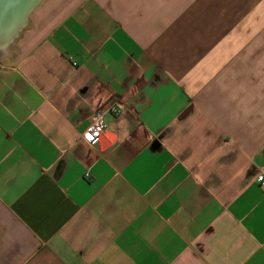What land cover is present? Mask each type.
<instances>
[{
  "label": "crops",
  "instance_id": "obj_1",
  "mask_svg": "<svg viewBox=\"0 0 264 264\" xmlns=\"http://www.w3.org/2000/svg\"><path fill=\"white\" fill-rule=\"evenodd\" d=\"M0 264H264V0L37 5L0 60Z\"/></svg>",
  "mask_w": 264,
  "mask_h": 264
},
{
  "label": "water",
  "instance_id": "obj_2",
  "mask_svg": "<svg viewBox=\"0 0 264 264\" xmlns=\"http://www.w3.org/2000/svg\"><path fill=\"white\" fill-rule=\"evenodd\" d=\"M43 0H0V59L11 55L12 47L28 24L33 9Z\"/></svg>",
  "mask_w": 264,
  "mask_h": 264
},
{
  "label": "built area",
  "instance_id": "obj_3",
  "mask_svg": "<svg viewBox=\"0 0 264 264\" xmlns=\"http://www.w3.org/2000/svg\"><path fill=\"white\" fill-rule=\"evenodd\" d=\"M120 108L113 104L106 112L104 111H95L91 115V122L88 127L82 132V139L87 142L90 146H96L99 142V136L103 130V116L105 113L117 116L120 113ZM86 177L87 174H84ZM262 182V177H259L258 180Z\"/></svg>",
  "mask_w": 264,
  "mask_h": 264
},
{
  "label": "rangeland",
  "instance_id": "obj_4",
  "mask_svg": "<svg viewBox=\"0 0 264 264\" xmlns=\"http://www.w3.org/2000/svg\"><path fill=\"white\" fill-rule=\"evenodd\" d=\"M1 60V59H0Z\"/></svg>",
  "mask_w": 264,
  "mask_h": 264
}]
</instances>
